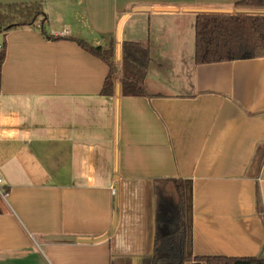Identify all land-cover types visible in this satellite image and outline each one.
<instances>
[{
    "label": "crops",
    "instance_id": "crops-1",
    "mask_svg": "<svg viewBox=\"0 0 264 264\" xmlns=\"http://www.w3.org/2000/svg\"><path fill=\"white\" fill-rule=\"evenodd\" d=\"M239 1L0 0L67 37L0 35V264H152L160 178L185 181L190 256H262L264 57L194 59L198 15H264ZM74 38L113 41L112 96ZM125 42L150 49L151 98L123 96Z\"/></svg>",
    "mask_w": 264,
    "mask_h": 264
},
{
    "label": "trees",
    "instance_id": "trees-1",
    "mask_svg": "<svg viewBox=\"0 0 264 264\" xmlns=\"http://www.w3.org/2000/svg\"><path fill=\"white\" fill-rule=\"evenodd\" d=\"M236 6L264 9V0H241ZM44 15L41 4L0 6V35L13 29L37 27L51 40L67 37L49 36L38 19ZM77 44L103 60L110 71L102 88L103 96L114 94V44L91 47L79 39ZM0 53L1 67L5 59V45ZM264 57V15L200 14L195 24V64L205 65ZM152 62L148 47L140 43L125 42L123 53L122 93L126 97H149L144 81ZM258 211L264 215L259 190ZM156 198V232L152 264H264L259 257H192L188 254V221L185 181L176 178H160L154 181Z\"/></svg>",
    "mask_w": 264,
    "mask_h": 264
},
{
    "label": "built area",
    "instance_id": "built-area-1",
    "mask_svg": "<svg viewBox=\"0 0 264 264\" xmlns=\"http://www.w3.org/2000/svg\"><path fill=\"white\" fill-rule=\"evenodd\" d=\"M3 48H2V43H0V53L2 52ZM0 198H2L3 200H7L8 198V191L6 189L3 177L0 173Z\"/></svg>",
    "mask_w": 264,
    "mask_h": 264
},
{
    "label": "water",
    "instance_id": "water-1",
    "mask_svg": "<svg viewBox=\"0 0 264 264\" xmlns=\"http://www.w3.org/2000/svg\"><path fill=\"white\" fill-rule=\"evenodd\" d=\"M212 14V13H211ZM214 14H216V13H214ZM262 257L264 258V251H263V253H262Z\"/></svg>",
    "mask_w": 264,
    "mask_h": 264
}]
</instances>
